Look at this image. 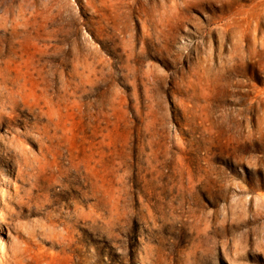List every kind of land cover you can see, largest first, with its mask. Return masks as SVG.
Returning <instances> with one entry per match:
<instances>
[{
	"label": "rangeland",
	"instance_id": "rangeland-1",
	"mask_svg": "<svg viewBox=\"0 0 264 264\" xmlns=\"http://www.w3.org/2000/svg\"><path fill=\"white\" fill-rule=\"evenodd\" d=\"M0 264H264V0H0Z\"/></svg>",
	"mask_w": 264,
	"mask_h": 264
},
{
	"label": "bare ground",
	"instance_id": "bare-ground-1",
	"mask_svg": "<svg viewBox=\"0 0 264 264\" xmlns=\"http://www.w3.org/2000/svg\"><path fill=\"white\" fill-rule=\"evenodd\" d=\"M60 149H61V148H60ZM50 151H51V150H50ZM42 152H43V151H42ZM52 152H53V151H52ZM43 153H44V152H43ZM40 154H42V153H40ZM48 155H49V154H48ZM40 156H41V155H40ZM60 156H62V155H60ZM57 157H59V156H57ZM49 160H50V158H49ZM52 162H53V161H52ZM36 164H37V163H36ZM34 165H35V164H34ZM44 165H45V164H44ZM35 166H36V165H35ZM30 168H31V167H30ZM38 168H39V167H38ZM24 169H25V168H24ZM32 170H33V169H32ZM46 170H47V169H46ZM48 170H49V169H48ZM48 170H47V171H48ZM41 171H42V170H41ZM47 171H46V173H47ZM250 231H251V230H250ZM251 233H252V232H251ZM253 233H254V232H253ZM256 242L258 243V241H256ZM253 243H254V242H253ZM257 243H256V244H257ZM259 245H261V244H258V246H259ZM256 249H258V247H256Z\"/></svg>",
	"mask_w": 264,
	"mask_h": 264
}]
</instances>
